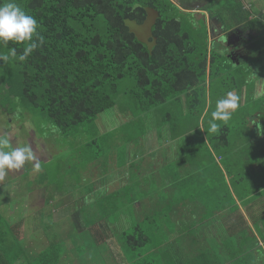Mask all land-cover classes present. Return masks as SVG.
<instances>
[{
	"label": "crops",
	"instance_id": "obj_1",
	"mask_svg": "<svg viewBox=\"0 0 264 264\" xmlns=\"http://www.w3.org/2000/svg\"><path fill=\"white\" fill-rule=\"evenodd\" d=\"M171 1L181 15L191 19L194 28L188 30L195 40L206 41V74L197 87L150 111L141 110L128 96H120L126 107L109 110L111 127L106 125V133L111 136L109 143L122 146L123 157L119 159L112 147L111 153L107 144L105 160L111 171L105 183V204L112 208L115 196L123 190L127 194L120 201L127 206L122 207L131 213L122 215L137 220L128 229L107 226L101 238L95 224L83 225L77 240L68 243L72 249L76 246L75 255L68 247L64 253L61 250L58 264L63 260L65 264H98L96 260L83 261L91 250L104 258L99 264H118L121 256L113 254V246H120L113 237L117 230L122 235L133 231L146 235L148 242L140 247L141 255L148 254L153 264H194L195 251L211 246L217 247L225 264H264V1L240 0L250 14L241 25L229 14L231 7L224 4L228 0ZM211 4L217 5V17L211 14ZM222 13L229 16L227 21L218 17ZM151 17L157 19L155 13ZM253 49L258 51V66L252 60ZM200 63L192 68L202 74ZM228 91L239 95L240 106L219 133L209 134L211 113ZM171 103L182 105L181 115L160 112V107ZM132 107L141 114L133 113ZM7 133L13 139L11 132ZM92 170L95 175L97 169ZM10 173L14 181L26 174L29 182H36L34 171ZM37 189L33 185L27 195L28 199L36 197L35 209L21 211L17 206L0 212L12 230L18 222L26 223L23 229L30 226L22 239L29 237L32 243L40 238L47 245L42 217L60 220L70 216L66 204L61 205L68 201L55 196L58 200L48 202L46 194L35 196ZM46 189L50 192L48 187L44 192ZM47 205L53 206V212L44 216ZM29 217L34 218L35 227L25 221ZM166 250L170 258L163 253ZM15 257L11 264H32L31 258ZM3 259L0 253V264H10Z\"/></svg>",
	"mask_w": 264,
	"mask_h": 264
},
{
	"label": "trees",
	"instance_id": "obj_2",
	"mask_svg": "<svg viewBox=\"0 0 264 264\" xmlns=\"http://www.w3.org/2000/svg\"><path fill=\"white\" fill-rule=\"evenodd\" d=\"M16 2L36 17L40 25L38 31L44 37L43 46L35 50L27 61L22 62L16 56V65L22 69L23 97L35 111L44 114L48 122L61 132L80 129L93 122L101 125L100 116L115 107L119 96L127 97V93L119 92V86L128 78H133L138 87V92L129 97L141 110L150 111L197 87L206 74V41L200 43L195 40L193 33L185 29L178 18L173 16L180 11L171 0ZM224 4L231 7L229 14L240 25L248 21L250 14L247 11V16L245 15L244 3L240 0L236 5L228 2ZM153 13L157 19L153 18L155 23L151 28L150 48L137 39L127 23L144 25ZM215 16L213 14V18ZM218 17L224 20L223 15ZM203 34L206 38V33ZM0 46L11 56V48H16L19 54L25 44L9 42L7 46L3 43ZM199 60V67H203L202 74L192 68ZM7 177L12 179L10 172ZM39 178L40 181L43 180L41 176ZM50 187L53 189V186ZM48 193V202H52L54 191L50 190ZM79 197L85 198L86 195L82 192ZM105 200L104 196V202ZM97 204L100 205V202L96 206ZM61 215L64 216L65 213ZM30 218L25 221L30 222ZM8 221L0 217V253L3 260L11 264V260L15 261L13 257L23 256L26 259L31 258L32 261H28L32 264L59 263V252L64 253L67 248V242H61L60 231H57L60 226H47V230L43 228L48 242L44 245L40 238L32 243H29V237L22 239L25 230L31 231L30 226L23 229L25 222L16 223L12 230ZM35 224L37 223L34 220L33 227ZM53 230L58 232L57 243H52L47 234V231L53 233ZM116 235L123 250L118 264H153L148 254L146 257L141 255L140 247L148 242L146 235H118L117 232ZM42 246L43 250L37 253V249H42ZM55 252L58 253L56 256ZM163 253L170 258L168 250ZM195 254L197 257L194 264H225L216 246L200 247Z\"/></svg>",
	"mask_w": 264,
	"mask_h": 264
},
{
	"label": "rangeland",
	"instance_id": "obj_3",
	"mask_svg": "<svg viewBox=\"0 0 264 264\" xmlns=\"http://www.w3.org/2000/svg\"><path fill=\"white\" fill-rule=\"evenodd\" d=\"M234 1L237 3L238 0H228V3L236 5ZM210 7L212 8V13H210L213 14L214 12L216 15L217 5L211 4ZM244 13L247 16L246 11H244ZM223 14L224 13H222V15ZM152 15H154V13ZM173 16L179 18V22L184 25L185 29H190L189 27H192L191 19H189V21L188 18L181 15V13H174ZM223 17L224 20L227 21L229 16L226 15ZM154 23L155 20L151 17L144 25H137L134 22H129L127 25L141 43L152 48L149 39L151 38V28L154 26ZM198 33L200 34V30ZM257 52V49H253L252 51L254 56L252 59L253 63H256L258 59L256 57ZM8 53L9 52L4 47L0 46V55H7ZM16 63H18L17 58L9 56V61L3 66H0V134L11 132L13 139L10 140L11 143L12 140L14 141V143H12L13 147L29 144L33 147V150L36 148L38 152L35 154L41 161V170L35 171L31 162L25 164V170L28 174L34 171L36 182H29L26 177L20 176L17 178L18 181H14L13 177L9 179V176V178L6 176L3 181H0V210L15 209L17 206L20 207L19 210L21 211L35 209L36 197L28 199L27 195L31 188H33V185L37 184L41 190L48 187V189L54 191L55 196H64L65 200L68 202L61 201V205L66 204V211L70 216H64L60 220L54 221L53 218L42 217L41 225L46 230L47 226L51 228L60 226L61 228L57 230L58 232L60 231V240L61 242H67L65 246L69 248L68 252L74 256L76 246H73V249L69 247L67 245L69 243L68 240H77L83 225L95 224L102 232V234L98 235L101 238L105 227L118 225V230H121L123 227L128 229L127 226L132 225L134 221L137 220L126 218L122 215V213H131L126 210L125 207H122L127 206L125 204L123 205V202L120 201L122 197L127 194L123 192V190H120L119 194L115 196L116 200L112 208L110 205L108 206V203H106V208L104 202V196L106 192H108L105 183L108 182L109 173L111 171V168L108 167V163L105 160L108 156L107 144L111 138L110 134L106 133V125H109V128L111 127L110 121L108 122L110 111L100 116L101 125H96L95 122H93L80 129L70 130L71 132H61L60 129L53 127V125L48 122V118L44 114L35 111L24 99L22 69L21 66H17ZM119 92L127 93L128 97L138 92V87L133 78H128V80L123 81L119 86ZM131 106L132 104L128 107ZM124 107L126 106H124L123 99L119 96L118 99H116L115 108H112L113 110L111 111L117 112ZM160 108V112H173L175 115H181L183 107L182 105L171 103L166 107ZM138 111L134 110L133 113ZM151 112H154V110ZM136 114H141V112ZM119 134L121 135V132H119ZM110 147L117 152L116 155L118 158L122 159L123 156H121L122 153L120 151L122 146L120 148V146H116L115 143H109V150L112 153ZM92 168L97 169L95 175ZM117 173H121V170L117 169ZM40 176L43 178L42 181H40ZM50 186H53V189ZM82 192H84L86 197L78 198ZM43 193H48L47 189L45 192L43 191ZM55 196H52V198L58 200ZM97 202H100V205L97 204L96 206ZM52 207V205L46 206L44 216L46 213L53 212ZM50 221H52V223H50ZM33 222L34 218L31 217L30 223ZM57 231L53 230V233L47 231L52 243H57L58 241ZM133 233L136 232L133 231ZM116 236V234L113 236L115 240H117ZM115 240L112 241L115 242ZM108 245L110 246L109 243ZM70 246H72V244ZM117 246H113L116 248L113 250V254L122 257L123 250L121 246ZM52 251L53 250H50V252ZM65 251H67V249ZM57 254L58 253L55 252L54 256ZM87 257V259L83 260L84 262L86 260L95 262L96 260L99 264L101 260H104V258H101L93 250H91ZM16 258L17 257H15V259ZM65 263V260H63L61 264Z\"/></svg>",
	"mask_w": 264,
	"mask_h": 264
},
{
	"label": "clouds",
	"instance_id": "obj_4",
	"mask_svg": "<svg viewBox=\"0 0 264 264\" xmlns=\"http://www.w3.org/2000/svg\"><path fill=\"white\" fill-rule=\"evenodd\" d=\"M39 27L36 17L29 14L16 0H0V43L5 46L9 42L25 44L19 54L16 48H11V56L18 55V59L25 62L35 50L43 46L44 37L39 33ZM8 61L9 55H0V66ZM239 106L240 97L235 91H228L223 98L217 100L209 121V134L219 133L222 124H227ZM26 162H32L35 171L41 170V161L31 145L13 147L7 133L0 134V181L10 171L21 170Z\"/></svg>",
	"mask_w": 264,
	"mask_h": 264
},
{
	"label": "flooded vegetation",
	"instance_id": "obj_5",
	"mask_svg": "<svg viewBox=\"0 0 264 264\" xmlns=\"http://www.w3.org/2000/svg\"><path fill=\"white\" fill-rule=\"evenodd\" d=\"M34 152L35 153H37L38 151H37V149L35 148L34 149ZM39 154H41V153H39ZM28 163H31V162H26V164H28ZM23 170H25V166L21 169V170H15L16 171V173L18 174V175H21V171H23ZM13 173H11V175H12ZM16 174H14V176H15ZM25 175L26 174H24V177H25ZM38 191H37V193H35V196H38V195H40V194H42V195H44V194H46L47 195V197H48V194H50V193H43V191L44 190H41V189H37ZM51 196V195H50Z\"/></svg>",
	"mask_w": 264,
	"mask_h": 264
},
{
	"label": "water",
	"instance_id": "obj_6",
	"mask_svg": "<svg viewBox=\"0 0 264 264\" xmlns=\"http://www.w3.org/2000/svg\"><path fill=\"white\" fill-rule=\"evenodd\" d=\"M223 37H224V36H223ZM225 37H226V36H225ZM225 37H224V38H225ZM229 43H230V41H229Z\"/></svg>",
	"mask_w": 264,
	"mask_h": 264
}]
</instances>
